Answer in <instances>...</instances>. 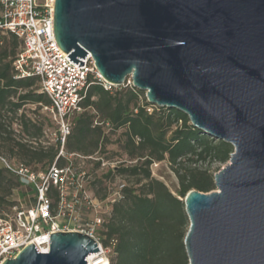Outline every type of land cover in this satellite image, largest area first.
<instances>
[{
    "label": "water",
    "instance_id": "1",
    "mask_svg": "<svg viewBox=\"0 0 264 264\" xmlns=\"http://www.w3.org/2000/svg\"><path fill=\"white\" fill-rule=\"evenodd\" d=\"M67 58L90 54L106 82L185 113L233 146L215 189L184 197L187 264H264V0H53ZM1 264H88L100 248L77 231L50 233Z\"/></svg>",
    "mask_w": 264,
    "mask_h": 264
},
{
    "label": "trees",
    "instance_id": "2",
    "mask_svg": "<svg viewBox=\"0 0 264 264\" xmlns=\"http://www.w3.org/2000/svg\"><path fill=\"white\" fill-rule=\"evenodd\" d=\"M20 44L15 34L0 31V150L4 152L0 154L9 160L16 157L28 166L47 165L46 170L58 145L29 142L41 135L43 123L24 112L19 114L18 134L28 137L25 142L11 128L13 116L22 106L49 104L48 97L37 90V77H13L12 62ZM90 81L83 110L72 119L64 149L91 158L108 141V134L119 130L117 141L128 164L108 168L105 176L117 173L131 179L123 188V199L112 205L102 245H112L114 264H187L184 237L189 220L184 197L191 189H215L214 173L229 160L233 146L194 127L180 110L147 102L145 93L133 86L107 90L91 76ZM47 118L54 128L48 114ZM162 161L177 179L174 191L151 174V165ZM58 164L62 166L63 160ZM18 188H23L19 178L0 165V213L13 203L10 199ZM105 196L106 190L100 197Z\"/></svg>",
    "mask_w": 264,
    "mask_h": 264
},
{
    "label": "built area",
    "instance_id": "3",
    "mask_svg": "<svg viewBox=\"0 0 264 264\" xmlns=\"http://www.w3.org/2000/svg\"><path fill=\"white\" fill-rule=\"evenodd\" d=\"M0 31L20 39L12 62L13 77L38 78L39 91L49 99L48 105L41 106L55 125L51 134L58 145L54 161L44 171H35L0 154V165L17 176L33 197V203L17 209L11 217L0 213V264L14 258L29 243L38 251L47 252L50 233L59 231L87 234L95 239L102 255L104 224L111 217L113 203L123 199L125 184L108 186L106 196L97 197L85 188V172L76 167L75 158L85 157L67 153L64 145L73 117L83 110L82 101L92 83L90 76L107 90L114 85L98 74L90 54L80 58L84 63L78 66L79 62H71L57 45L52 0H0ZM130 79L122 86L131 87ZM59 160H63L62 166Z\"/></svg>",
    "mask_w": 264,
    "mask_h": 264
},
{
    "label": "rangeland",
    "instance_id": "4",
    "mask_svg": "<svg viewBox=\"0 0 264 264\" xmlns=\"http://www.w3.org/2000/svg\"><path fill=\"white\" fill-rule=\"evenodd\" d=\"M39 2L45 3L46 0H39ZM128 79H130V77L126 78L125 83H127ZM36 85L39 86L38 82H36ZM21 112H24L27 116H30L36 121L43 123V130L41 135H39L36 139L32 138V140L29 142H33L34 144L38 143L45 147L54 144L53 136L51 134L54 128L49 123L47 112L43 110L41 104H26L21 107L16 115L13 116L11 128H13V130L15 131L16 137L21 138L23 142L29 140L26 135L18 134L20 130L18 116ZM7 116L11 117L12 114L7 113ZM98 120V117L95 116L94 121L98 122ZM119 133V130L109 133L108 141L103 146H100V148L92 155L91 158H75V161L77 162L76 167L85 172V188L87 190H90L97 197H100L105 192V190H107L108 186H112L113 184H116L118 182H123L125 185L130 183L129 181L131 179L117 173H113V175H109L108 177L105 176L108 168L119 167L124 164H128V158L123 153L117 141ZM0 152L2 153L3 151L0 150ZM10 158L13 161H21L16 157ZM223 165L224 164H222L221 167ZM30 167L35 171H44L47 165L42 166L41 163H38L30 165ZM151 174L159 180L163 181L171 191H174L177 188V179L165 161L153 163L151 165ZM97 190L98 193H96ZM10 200L13 203L6 206V208L3 210V212L10 217L17 209L28 207L31 203H33V197L31 196V193L28 192L25 188H18L17 190H15ZM102 247L104 252L102 253L101 257L104 259V264H114L116 253L114 252L112 245L108 247H104L102 245Z\"/></svg>",
    "mask_w": 264,
    "mask_h": 264
},
{
    "label": "bare ground",
    "instance_id": "5",
    "mask_svg": "<svg viewBox=\"0 0 264 264\" xmlns=\"http://www.w3.org/2000/svg\"><path fill=\"white\" fill-rule=\"evenodd\" d=\"M49 244H50V241H49ZM87 262L88 264H104V259L101 257V254L92 253L87 256Z\"/></svg>",
    "mask_w": 264,
    "mask_h": 264
}]
</instances>
